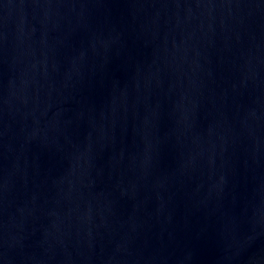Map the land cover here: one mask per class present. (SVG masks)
I'll return each mask as SVG.
<instances>
[{"label":"water","instance_id":"water-1","mask_svg":"<svg viewBox=\"0 0 264 264\" xmlns=\"http://www.w3.org/2000/svg\"><path fill=\"white\" fill-rule=\"evenodd\" d=\"M0 264H264V0H0Z\"/></svg>","mask_w":264,"mask_h":264}]
</instances>
